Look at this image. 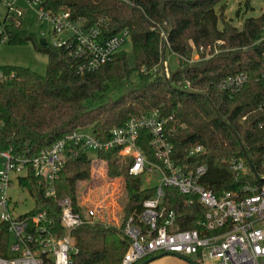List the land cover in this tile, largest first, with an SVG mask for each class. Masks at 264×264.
Here are the masks:
<instances>
[{"label":"trees","instance_id":"trees-1","mask_svg":"<svg viewBox=\"0 0 264 264\" xmlns=\"http://www.w3.org/2000/svg\"><path fill=\"white\" fill-rule=\"evenodd\" d=\"M223 1L51 0L50 9L68 11L85 25L97 24L105 36L128 31V52L117 51L111 61L83 73L75 71V61L65 46L39 44L35 35L20 28L18 18L5 13L0 38L11 45L30 42L36 52L46 55V63L43 74L0 65L6 77L0 81V149L15 156L30 155L74 130H86L105 140L113 127L157 110L162 117H170L165 129L173 162L188 168L204 164L200 183L212 193L238 191L245 184L259 187L264 181V129L258 128L264 121V110L258 109L264 101V9L235 26L223 17ZM243 7L250 8L248 0ZM191 44L208 47L210 52L215 47L217 52L205 57L201 51L197 60L188 62ZM166 49L175 56L176 67L164 76L161 61ZM239 72L247 74L240 90L231 95L216 90V81ZM131 73L137 83L109 99L108 88ZM194 145L202 150L189 156ZM140 146L152 159L148 141ZM237 157L243 159V171L229 166ZM93 159L106 162L109 177L123 178V220L153 193L151 187L142 188L141 176L126 173L115 148L91 151L66 145L52 182L55 197H45L40 186L33 187L32 212L44 211L59 234L56 199L69 197L73 209L80 211L76 187L89 178ZM161 206L173 212L177 229H198L203 208L195 195L165 187ZM122 222H95L74 229L76 252L71 264H120L129 243ZM6 245L7 234L0 238L1 256H6Z\"/></svg>","mask_w":264,"mask_h":264},{"label":"built area","instance_id":"built-area-1","mask_svg":"<svg viewBox=\"0 0 264 264\" xmlns=\"http://www.w3.org/2000/svg\"><path fill=\"white\" fill-rule=\"evenodd\" d=\"M4 1L6 13L21 23L23 10L15 5L18 0ZM20 1L35 10L37 20L49 24L47 33L53 38L50 44L68 49L77 73L92 72L111 61L128 38L126 29L105 36L97 24L85 25L82 19L72 18L68 11L52 10L48 7L51 0ZM4 41L2 36L0 42ZM216 43L220 44V41ZM191 47L194 56L188 62L197 60L201 51L205 57L217 52L213 53L215 47L212 52L208 47L195 48L192 44ZM161 62L163 68L165 62ZM163 74L167 76L165 69ZM5 78L0 69V81ZM261 78L264 79V74ZM246 80L247 74L239 72L216 81L214 86L231 95L240 90ZM258 109L264 110V101ZM169 119L153 110L113 127L105 140L97 139L86 130H74L30 155L15 156L0 149V238L7 234L6 256L0 255V264H71V256L76 252L71 232L84 224L100 223L95 217L101 205L89 206L88 199L83 197L77 200L80 211L73 209L69 197L56 199L61 234L53 229V223L44 211L33 213L31 209L15 213L19 202L12 200L9 193L13 179L27 190L33 203L34 184L41 187L45 197H55L52 182L66 145L91 151L115 148L118 158L125 160V171L129 176L159 177L158 183L151 187L152 195L144 198L140 209L133 210L122 222L121 229L129 243L120 264H136L157 254L193 257L197 264H264V181L259 187L245 184L238 191L215 195L200 183L206 171L204 164L188 168L173 162L172 146L165 129ZM258 128L264 129V121L258 123ZM144 140L151 147L152 159L141 149L140 143ZM201 150L200 145H194L189 148L188 155ZM229 166L234 171H243V159L233 158ZM165 187L196 196L203 208L198 229H177L173 212H165L161 206Z\"/></svg>","mask_w":264,"mask_h":264},{"label":"rangeland","instance_id":"rangeland-1","mask_svg":"<svg viewBox=\"0 0 264 264\" xmlns=\"http://www.w3.org/2000/svg\"><path fill=\"white\" fill-rule=\"evenodd\" d=\"M223 2L225 4L223 17L235 26H239L244 18L256 17L261 10L264 9V0H248L250 6L248 9H244L243 7L244 0H224ZM15 5L23 10L20 28L32 33L38 39L42 38L47 44H50L53 38L51 34L47 33L49 24L45 20H37L35 10L25 5L22 1L18 0ZM5 13V1L0 0V22ZM218 27H220L219 24ZM129 50L130 41L126 38L118 51L128 52ZM215 51L217 50H214L213 53ZM192 56H194V54H191L189 60L193 59ZM163 61L165 62L163 66L165 71H172L175 69L176 58L173 54L169 53L167 49L163 53ZM45 63L46 55L36 52L30 42L19 45L0 42V65L26 67L36 73L43 74L45 71ZM137 81L136 75L131 73L127 79L110 86L108 88L107 97L111 99L124 94L127 92L128 88L134 86ZM118 162L125 167V160L123 161L119 158ZM106 167V162L101 159H96L94 163H91L89 178L77 183V195L78 198L83 197V199H88L87 205L89 206H92L94 203H99L101 205L95 217L100 223L119 225L123 220V205L125 202L123 178L121 176L109 177ZM158 180V176L144 174L141 178L142 188L153 187L158 183ZM12 184L13 187L9 190V193L12 200L19 202L15 208V213H24L33 209V199L27 190L19 187L14 179L12 180ZM156 260L155 264H189L187 261L172 256H162ZM189 260L193 261V257H189Z\"/></svg>","mask_w":264,"mask_h":264},{"label":"crops","instance_id":"crops-1","mask_svg":"<svg viewBox=\"0 0 264 264\" xmlns=\"http://www.w3.org/2000/svg\"><path fill=\"white\" fill-rule=\"evenodd\" d=\"M162 256H172V257H176V258H178V259H180V260L187 261L189 264H191L192 262L195 263L194 261H191V260H189V258H186V257H181V256L173 255V254H157V255H155V256H151V257L145 259V260H144V261H146L145 264H155V263H156L155 260L158 259L159 257H162ZM152 257H153V258H152ZM144 261H141V262L138 263V264H141V263H143ZM156 261H157V260H156ZM195 264H197V263H195Z\"/></svg>","mask_w":264,"mask_h":264},{"label":"water","instance_id":"water-1","mask_svg":"<svg viewBox=\"0 0 264 264\" xmlns=\"http://www.w3.org/2000/svg\"><path fill=\"white\" fill-rule=\"evenodd\" d=\"M38 42H39V44H41V45H44L46 42L43 40V39H41V38H39L38 39ZM163 60V59H162ZM252 169V168H251ZM254 173V172H253ZM254 175L256 176V174L254 173ZM260 179H262V178H260ZM153 258V257H152ZM146 263V261H144L143 263H141V264H145ZM191 264H195V263H191Z\"/></svg>","mask_w":264,"mask_h":264}]
</instances>
